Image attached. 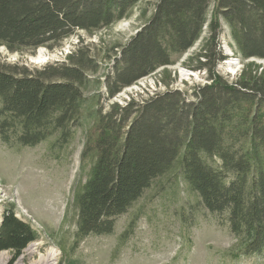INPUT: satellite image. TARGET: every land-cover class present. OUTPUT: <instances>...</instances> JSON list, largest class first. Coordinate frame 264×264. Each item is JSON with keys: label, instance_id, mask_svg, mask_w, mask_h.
<instances>
[{"label": "trees", "instance_id": "1", "mask_svg": "<svg viewBox=\"0 0 264 264\" xmlns=\"http://www.w3.org/2000/svg\"><path fill=\"white\" fill-rule=\"evenodd\" d=\"M140 1L0 0V46L54 49L78 30L91 34L130 18ZM224 23L243 63L233 80L218 69ZM137 29L114 47L116 55L103 53L112 66L102 76L83 46L34 71L0 63V139L19 150L54 137L52 149H62L85 130L81 162L89 170L74 196L77 241L112 234L117 218L171 174V185L184 182L228 226L235 257L264 255V63L254 60L264 59V0H158ZM198 40L183 64L209 82L195 85L189 98L169 87L167 67ZM159 69L168 74L165 91L113 101ZM39 238L13 207L5 209L0 252L11 253L9 264Z\"/></svg>", "mask_w": 264, "mask_h": 264}, {"label": "rangeland", "instance_id": "2", "mask_svg": "<svg viewBox=\"0 0 264 264\" xmlns=\"http://www.w3.org/2000/svg\"><path fill=\"white\" fill-rule=\"evenodd\" d=\"M156 1L141 0L133 16L111 27L91 34L78 30L60 47H40L45 55L43 61L32 59L40 48L12 52L0 46V63L34 71L66 60L67 54L83 46L96 55L101 66L97 74L102 76L112 66L103 53L111 57L116 55L114 47L128 41L153 12ZM142 10L146 11L145 16H140ZM201 43L198 40L184 55L175 56L174 63L167 67L174 79L169 87L185 91L189 98L193 96L195 85L207 83L205 72H197L183 64ZM218 49L225 55L218 63L220 74L233 80L243 63L235 53L226 23ZM254 60L264 63V59ZM181 68L193 74L182 76ZM166 75L162 69L152 72L131 86H125L112 99L124 103L133 96L146 99L163 92L167 88ZM101 91L104 92V88ZM102 102L107 108L110 100L104 97ZM53 140L54 137L35 147L15 150L9 149L0 139V221L5 209L13 207L16 215L29 221L40 234L13 264H39L41 257L51 251L55 255L53 264H264V255L235 257L237 240L228 226L219 225L218 217L199 204L197 195L184 182L171 185V174L158 178L127 213L117 218L112 234L90 235L77 241L74 196L89 170V163L81 162L85 130L77 129L74 138L62 149H52ZM34 243H38L36 250L28 253V247ZM5 252L9 255V264L12 255Z\"/></svg>", "mask_w": 264, "mask_h": 264}, {"label": "bare ground", "instance_id": "3", "mask_svg": "<svg viewBox=\"0 0 264 264\" xmlns=\"http://www.w3.org/2000/svg\"><path fill=\"white\" fill-rule=\"evenodd\" d=\"M32 59L36 60V61L45 60V55H44L42 48H40V50L36 56H32ZM191 73H192L191 71L184 69V68H181L182 76L183 75L188 76ZM37 245H38V243H34V244L30 245L27 249L28 253H33L36 250ZM54 259H55V255L51 251L47 255L41 257V259L39 260V264H53ZM8 260H9V255L5 251L0 252V264H7Z\"/></svg>", "mask_w": 264, "mask_h": 264}, {"label": "built area", "instance_id": "4", "mask_svg": "<svg viewBox=\"0 0 264 264\" xmlns=\"http://www.w3.org/2000/svg\"><path fill=\"white\" fill-rule=\"evenodd\" d=\"M191 74H193V73H191ZM207 83H208V81H206Z\"/></svg>", "mask_w": 264, "mask_h": 264}, {"label": "water", "instance_id": "5", "mask_svg": "<svg viewBox=\"0 0 264 264\" xmlns=\"http://www.w3.org/2000/svg\"><path fill=\"white\" fill-rule=\"evenodd\" d=\"M2 220V219H1ZM1 222V221H0Z\"/></svg>", "mask_w": 264, "mask_h": 264}]
</instances>
